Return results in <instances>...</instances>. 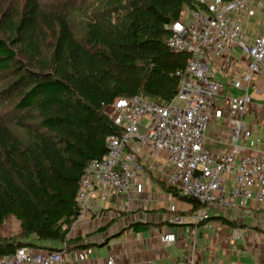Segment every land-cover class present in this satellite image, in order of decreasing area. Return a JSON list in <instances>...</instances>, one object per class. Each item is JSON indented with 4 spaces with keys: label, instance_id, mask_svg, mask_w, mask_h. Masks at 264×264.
<instances>
[{
    "label": "trees",
    "instance_id": "trees-1",
    "mask_svg": "<svg viewBox=\"0 0 264 264\" xmlns=\"http://www.w3.org/2000/svg\"><path fill=\"white\" fill-rule=\"evenodd\" d=\"M77 1L47 8L21 0L20 12L0 13V74L8 84L1 94L8 108L0 110V232L10 216L21 224L15 236L0 233V256L21 246L60 249L77 220L85 167L107 154L109 134H121L109 106L135 96L171 103L190 58L169 47L168 27L185 6H196L192 0H96L86 9ZM80 240L68 239V248L87 245Z\"/></svg>",
    "mask_w": 264,
    "mask_h": 264
},
{
    "label": "built area",
    "instance_id": "built-area-1",
    "mask_svg": "<svg viewBox=\"0 0 264 264\" xmlns=\"http://www.w3.org/2000/svg\"><path fill=\"white\" fill-rule=\"evenodd\" d=\"M192 2L196 6H185L178 21L168 27L169 47L190 52L186 70L177 72L180 89L176 97L169 104L125 97L109 106L121 134H109L107 154L85 167L76 195L79 213L72 227L75 232L81 223L99 214L96 200L110 204L114 197L127 196L132 187L142 188L144 168L136 151L142 146L156 154L168 153L173 172L167 183L203 206L193 214L195 223L210 219L205 207L243 218L250 216L254 207L264 208V138H252L264 127V119L255 116L253 122L246 121L256 105L250 91L259 93L264 88V31L251 36L243 27L244 16H251L257 7L264 8V0ZM239 66L245 68L236 74ZM216 73L225 77L231 73L233 78L221 81ZM235 90L240 93L234 94ZM176 99L184 105L176 104ZM214 119L224 120L230 128L224 150L205 148ZM168 220L177 222L180 217ZM161 239L168 243L177 237L167 232ZM67 240L59 250L18 247L13 254L0 256V264H61L69 249ZM87 255L82 249L77 258L81 261Z\"/></svg>",
    "mask_w": 264,
    "mask_h": 264
},
{
    "label": "crops",
    "instance_id": "crops-1",
    "mask_svg": "<svg viewBox=\"0 0 264 264\" xmlns=\"http://www.w3.org/2000/svg\"><path fill=\"white\" fill-rule=\"evenodd\" d=\"M261 14L264 15V8L257 7L251 16H244L243 27L249 35L264 31L258 18ZM239 67L236 74L245 68ZM215 77L229 81L233 75L216 73ZM230 134L224 120H212L205 148L224 150ZM136 151L144 168L142 188L132 187L127 196L114 197L110 204L96 200L95 211L99 214L76 229V238L87 245L69 248L61 264H107L111 259L114 264H264L262 206L254 207L252 214L244 218L216 208L220 212L210 215V222L195 223L193 214L200 208L183 198L179 190L176 195L167 190V177L173 172L168 153L156 154L146 146ZM177 216V222L168 220ZM249 219L253 220L251 225ZM16 221L21 231V224ZM6 222L0 233L2 237H11L14 234H3ZM167 232L175 233L177 239L163 242L161 237ZM82 249L88 255L80 261L77 254Z\"/></svg>",
    "mask_w": 264,
    "mask_h": 264
},
{
    "label": "rangeland",
    "instance_id": "rangeland-1",
    "mask_svg": "<svg viewBox=\"0 0 264 264\" xmlns=\"http://www.w3.org/2000/svg\"><path fill=\"white\" fill-rule=\"evenodd\" d=\"M42 5L46 6L47 8H57V7H71L73 4L71 2V0H40ZM92 1H96V0H78L75 4V7H80L82 9H86L87 8V5H89V3H91ZM21 0H0V13L2 11H13V10H16L17 12H20L21 10ZM72 23H73V26H75V31L76 33H79L80 34V31L82 30L83 31V23L79 14L75 11L73 12V16H72ZM261 21H262V24L264 26V15L261 14L259 17H258ZM262 26V27H263ZM239 54V57H242L243 56V53L241 51L238 52ZM8 86L7 84V79L5 78V76L1 75L0 74V110H4V109H7L8 106L6 104V101L3 99V96L1 97V94L2 92L4 91V89ZM260 87V86H259ZM262 87V86H261ZM258 91H255L254 90H251L250 91V95L253 97V99H255V108L253 107L251 110L250 113H248L246 115V121L248 123H251L254 121L255 119V116H259L260 119H264V108L263 109H260V106L261 105H264V88L262 87V90L261 92L257 93ZM234 94L238 95L239 90H235L233 91ZM176 104H179V105H184V102L179 100V99H176L175 100ZM109 112L111 113V109L109 110ZM112 114V113H111ZM262 136L264 138V127L263 128H259V130L256 132V134H253L252 135V138L253 139H256V137L258 136ZM205 212H207V214L209 215H217L219 214V210H217L216 208L214 207H205L204 208ZM250 220V224H252V219H249ZM207 222H210V220H207ZM73 227V225H72ZM72 227L70 228V230L68 231L67 233V239H73V238H76L77 235L74 230H72ZM21 231L19 229V226H18V222L16 220H13V218H9L8 221L6 222L4 228H3V234H14L13 236H15L16 234H19ZM2 236V234H1ZM12 237V236H11ZM68 243V241H67ZM63 245V243L61 244V246Z\"/></svg>",
    "mask_w": 264,
    "mask_h": 264
}]
</instances>
